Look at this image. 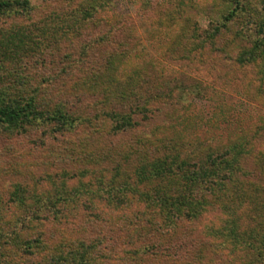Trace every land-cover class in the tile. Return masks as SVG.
Listing matches in <instances>:
<instances>
[{"label": "trees", "instance_id": "16d2710c", "mask_svg": "<svg viewBox=\"0 0 264 264\" xmlns=\"http://www.w3.org/2000/svg\"><path fill=\"white\" fill-rule=\"evenodd\" d=\"M37 1L47 4L57 0ZM107 1L76 0V8L70 11L61 14L49 11L34 18L38 9L34 0H0V23H32L29 25L35 30L27 25L0 26V133H19L39 124L65 133L81 124L80 117L68 111L62 102L44 95L39 98L41 88L32 87L33 77L27 68L57 50L60 43L73 39L86 27L84 18L87 22L92 20ZM227 2L228 9L205 28L194 25L190 29L191 23L186 19L188 23L179 27L169 51L177 48L180 56L175 59L193 68L206 65L208 69L211 62L215 65L226 58H231L238 67L249 65L257 75L259 88L264 90V0H259L257 8L251 0ZM230 43L238 50L233 57ZM118 54L112 55V60L104 62L100 69L79 77L90 89L101 93L96 119L107 123L105 139L137 127L141 129L143 122L155 121L166 105L174 104L175 88L180 93L199 85L196 79L181 78L174 79L172 84L159 83L138 69L126 76L127 83L121 84L117 78L122 61ZM72 60L69 64L76 61ZM191 83L196 85L190 86ZM178 111L168 125L152 126L149 134L138 132L134 140L100 155L93 157L92 151L85 155L71 148L63 156L62 151L57 155L62 162L61 179L58 184L52 182L49 189H29L15 183L9 192L11 204L0 199V264H128L133 259H124L125 252L131 251L139 264H145L142 246H136L134 241L138 242L146 224L153 231L173 232L181 221L197 218L213 207L229 214L223 226L233 245L232 251L240 253L246 264H264V230L261 229L264 218L254 219L255 224L246 229L236 221V209L245 207L247 210L257 207L262 213L259 217H264V200L259 201L260 195H264V139L255 143L254 135H239L218 146L188 142L177 128L183 122ZM164 129L173 130V135H166ZM248 157L257 161L255 169H248ZM75 159L81 163L73 170L80 175L89 172L87 159L94 163L92 172L97 173V185L65 188L64 168L68 164L65 161ZM82 194L88 200L90 222L102 223L105 233L102 236L109 241L112 232L115 241L124 236L130 245L104 251L99 246L102 242L96 239L89 242L85 238L69 240L60 236L53 242L45 240L46 222L58 225L73 220L74 223L75 217L70 215L82 205L79 203ZM156 244V250L163 247ZM165 247L171 249L168 264H201L199 257L181 260L185 250L180 245Z\"/></svg>", "mask_w": 264, "mask_h": 264}, {"label": "rangeland", "instance_id": "374dc122", "mask_svg": "<svg viewBox=\"0 0 264 264\" xmlns=\"http://www.w3.org/2000/svg\"><path fill=\"white\" fill-rule=\"evenodd\" d=\"M67 1L57 0L46 4L34 0L38 4L34 18L43 17L49 11L61 14L76 8V0ZM251 1L256 8L259 7V0ZM228 4L227 0H108L92 20L87 22L84 18L86 27L73 39L60 43L57 50L36 60L37 66L30 63L27 71L33 77L32 87L41 88L39 98L44 95L62 102L68 111L80 117L81 124L65 133L52 131V126L44 124L29 127L19 133H0V199L11 204L9 192L15 183L29 189H49L52 182L58 184L63 170L57 155L62 151L63 156L71 148L75 151L79 149L85 155L92 151L93 157L94 154L111 151L118 144L134 140L136 135L139 136L136 134L138 132L149 134L152 126L168 125L174 120L179 107L183 122L177 124V128L180 136L188 142L202 141L218 146L239 135H254L255 143L264 139V90L259 88L253 67H238L231 58H226L215 65L211 62L212 67L208 69L206 65L193 68L175 59L180 56L177 48L174 52L169 51L183 23L189 20L190 29L194 25L205 28L211 21L220 18L228 9ZM29 24L32 25L0 23V26ZM30 27L34 30V27ZM229 50L231 57L238 51L233 43L229 44ZM114 54L120 55L122 60L119 63L121 69L117 73L121 84L127 83L126 76L132 70L138 69V72L148 73L159 83L166 81L172 84L174 79L181 78L186 81L196 79L199 85L193 90L187 89L180 93L179 88H175L174 104L166 105V111L163 109L155 121L143 122L141 129L137 127V130H127L105 139L107 123L96 119V104L101 93L90 89L88 83L79 77L100 69L104 62L112 60ZM72 59L82 61L69 64L73 62ZM47 79L48 82H44ZM165 134L172 136L173 130H167ZM87 160L86 168L89 172L83 175L73 170L81 161H65L68 163L65 164L67 168H64L67 171L65 188L73 190L84 185L89 188L97 185V173L92 172L95 165L90 159ZM256 163L255 159L247 158L248 169L256 168ZM83 194L79 197L82 205L70 215L75 217L74 223L73 220L58 225L52 221L46 222L43 227L45 240L53 242L60 236L69 240L85 238L89 242L96 239L94 241L102 242L99 246L104 251L111 247L120 250L130 245L124 236L115 241L116 235L112 232H109V241L106 236H102L105 234L102 223L90 222L89 211L86 209L88 200ZM263 200L264 195L261 194L259 201ZM261 214L257 207L254 210H247L246 207L236 209V221L242 229H246L255 224L254 219H263L259 217ZM228 217L229 214L223 209L213 207L197 218L181 221L173 232L169 229L164 232L153 231L152 226L146 224L140 238L136 236L138 242L136 240L134 243L142 246L145 264L170 263L168 251L171 249L165 247L168 245L184 247L185 252L180 253L183 261L185 258L199 257L201 264H246L240 253L232 251L234 248L230 238L225 236L223 225ZM261 229L264 230V227ZM156 243L163 245L159 246L161 251L156 250ZM133 255L132 251L130 254L125 252L124 259H133L128 264H139L138 257L133 258ZM173 258L177 259L175 256Z\"/></svg>", "mask_w": 264, "mask_h": 264}]
</instances>
